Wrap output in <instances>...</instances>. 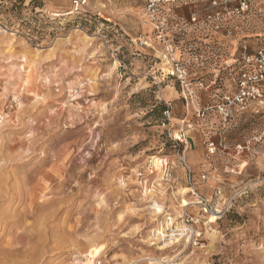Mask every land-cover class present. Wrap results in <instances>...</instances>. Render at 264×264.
Returning <instances> with one entry per match:
<instances>
[{
    "label": "rangeland",
    "instance_id": "rangeland-1",
    "mask_svg": "<svg viewBox=\"0 0 264 264\" xmlns=\"http://www.w3.org/2000/svg\"><path fill=\"white\" fill-rule=\"evenodd\" d=\"M29 2L0 0V264H264V101L199 113L264 48V0Z\"/></svg>",
    "mask_w": 264,
    "mask_h": 264
},
{
    "label": "built area",
    "instance_id": "built-area-1",
    "mask_svg": "<svg viewBox=\"0 0 264 264\" xmlns=\"http://www.w3.org/2000/svg\"><path fill=\"white\" fill-rule=\"evenodd\" d=\"M156 0H149V8H151ZM160 0H158L159 2ZM237 60L233 61V63ZM171 67V76H175L181 83H185L186 72L178 62H174ZM264 101V48H259L252 53H244L240 58V70L235 80V91L225 94L220 100V103L203 109L200 115L204 117L205 113L214 109L217 114L220 124L227 125L231 120L236 117L241 111L246 109L247 106L260 104ZM176 142L182 143L186 146V134L181 130L178 137L175 138ZM250 142L237 146V152L249 151ZM216 149L214 143L208 144L209 152L213 153ZM238 152V153H239ZM181 163L186 167V162L181 158ZM200 207L201 214L216 213L214 205L217 202L212 200L200 199L196 203ZM180 220L184 224L185 230L182 236L188 239L197 240L193 234L196 232L193 227L198 225L199 218L197 215L189 212L186 208L180 215ZM161 235V232H160ZM174 235V234H173ZM194 237V238H193ZM196 245L195 242H193Z\"/></svg>",
    "mask_w": 264,
    "mask_h": 264
},
{
    "label": "bare ground",
    "instance_id": "bare-ground-1",
    "mask_svg": "<svg viewBox=\"0 0 264 264\" xmlns=\"http://www.w3.org/2000/svg\"><path fill=\"white\" fill-rule=\"evenodd\" d=\"M185 205H188V203L186 202V203H183L182 204V206H185ZM152 207H153V210H154V212L156 214H159V215L162 214L161 206L158 203H153V206ZM212 218H214V217H211L210 218V221H211ZM214 219H217V218H214ZM77 262H79V261H77ZM77 262H74L73 264H77ZM83 264H93L92 258L85 259V262H83Z\"/></svg>",
    "mask_w": 264,
    "mask_h": 264
},
{
    "label": "trees",
    "instance_id": "trees-1",
    "mask_svg": "<svg viewBox=\"0 0 264 264\" xmlns=\"http://www.w3.org/2000/svg\"><path fill=\"white\" fill-rule=\"evenodd\" d=\"M8 1H11V3H12V7H16V5L17 4H24V0H8ZM38 1L39 0H30V2H29V5L31 6V7H36L37 6V3H38ZM39 4V3H38Z\"/></svg>",
    "mask_w": 264,
    "mask_h": 264
}]
</instances>
